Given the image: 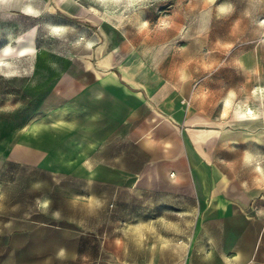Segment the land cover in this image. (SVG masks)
Instances as JSON below:
<instances>
[{
	"label": "crops",
	"instance_id": "crops-1",
	"mask_svg": "<svg viewBox=\"0 0 264 264\" xmlns=\"http://www.w3.org/2000/svg\"><path fill=\"white\" fill-rule=\"evenodd\" d=\"M97 30L81 61L36 73L57 103L8 146L9 163L79 184L36 197L18 264H264V71L171 75L170 54L138 58L131 33Z\"/></svg>",
	"mask_w": 264,
	"mask_h": 264
},
{
	"label": "rangeland",
	"instance_id": "rangeland-1",
	"mask_svg": "<svg viewBox=\"0 0 264 264\" xmlns=\"http://www.w3.org/2000/svg\"><path fill=\"white\" fill-rule=\"evenodd\" d=\"M112 11L100 0H0V59L11 58L0 65V264L19 263V222L41 219L36 197L45 203L58 183L79 185L7 161L20 127L31 128L57 103L50 85L35 82L36 73L54 60L51 55L74 53L81 61L87 37L100 34L101 22H108L120 34L131 33L138 58L144 53L167 60L170 54L171 75L185 67L200 74L231 66L236 85L257 84L263 75L264 0H141ZM26 36L34 37L35 49L19 52L18 39ZM10 243H16L14 252Z\"/></svg>",
	"mask_w": 264,
	"mask_h": 264
},
{
	"label": "bare ground",
	"instance_id": "bare-ground-1",
	"mask_svg": "<svg viewBox=\"0 0 264 264\" xmlns=\"http://www.w3.org/2000/svg\"><path fill=\"white\" fill-rule=\"evenodd\" d=\"M7 1V0H6ZM102 1L104 4H106L107 8H112V12L115 13H119L120 11L123 10V8L128 7L129 9L131 7H133L138 1L141 0H100ZM106 1H109V3H112L111 5H108V3H106ZM127 3V5H124V3ZM29 10L33 9L31 8L30 5H28ZM96 9V8H95ZM108 10V9H107ZM52 25V24H51ZM53 26L55 28H60L62 25L61 24H57L54 23ZM13 47H11V44H7L5 50L6 51H10ZM19 52H27V51H32L35 49V41H34V37H19L18 39V47H17ZM11 58H5V59H0V65H3V63H5L6 61L10 60ZM257 87V86H256ZM264 92V85L262 86L261 89ZM257 91V90H256ZM255 91V92H256ZM247 100V99H246ZM251 101V100H250ZM247 104V103H246ZM249 104V111L251 112V114L254 113L253 111V105L252 102H248Z\"/></svg>",
	"mask_w": 264,
	"mask_h": 264
}]
</instances>
